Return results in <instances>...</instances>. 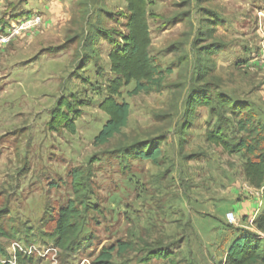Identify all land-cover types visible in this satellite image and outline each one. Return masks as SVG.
Here are the masks:
<instances>
[{
	"label": "rangeland",
	"instance_id": "374dc122",
	"mask_svg": "<svg viewBox=\"0 0 264 264\" xmlns=\"http://www.w3.org/2000/svg\"><path fill=\"white\" fill-rule=\"evenodd\" d=\"M126 6L0 0V227L16 236L0 234V246L10 258L20 250L26 264H92L121 241L133 246L115 249L112 264H226L238 237L264 245V186L246 180L243 151L206 139L220 123L230 137L264 138V0H148L161 83L148 93L122 87L127 125L95 144ZM154 147L156 161L135 157ZM76 168L89 173L92 208L64 252L47 219L72 200L79 207ZM158 242L167 257L142 259Z\"/></svg>",
	"mask_w": 264,
	"mask_h": 264
},
{
	"label": "trees",
	"instance_id": "16d2710c",
	"mask_svg": "<svg viewBox=\"0 0 264 264\" xmlns=\"http://www.w3.org/2000/svg\"><path fill=\"white\" fill-rule=\"evenodd\" d=\"M125 1L128 12L127 34L123 36V44L116 45L108 53L110 70L114 77L108 83V95L99 104V108L106 113L108 118L95 136V144L106 143L127 125L130 106L125 101L116 100V97L121 94L122 87L134 82L130 94H137L140 91L148 93L158 86L162 79V71L149 53L151 35L147 20L148 0ZM223 125L220 123L213 131H208L206 139L210 143L221 146L228 153L243 151L246 157L243 163L246 180L256 189L263 187L264 138H250L249 135L245 138L230 137L228 130ZM64 127L72 133L75 131L73 122H66ZM239 129L247 131L244 124H240ZM159 153V149L154 147L138 151L135 157L156 161ZM72 173L73 192L74 196L79 198V207L72 200L47 219V222L53 225L49 233L51 242L58 250L64 252L70 251L76 246L77 240L84 230L85 221L82 218V213L92 208L85 201L90 193L89 173H86V170L82 168H76ZM256 226L264 232V212L256 221ZM0 234L5 239L16 238L12 232L8 233L1 227ZM132 246L130 242L119 241L116 246L103 248L92 264H112V252L115 249H117L118 254H121ZM147 254L148 256L142 259L150 261L156 257H167L161 242H158ZM14 255V263L7 261L10 259V255L0 246V264H26V254L16 250ZM225 263L264 264V245H262L260 238L253 236L238 237L228 248Z\"/></svg>",
	"mask_w": 264,
	"mask_h": 264
},
{
	"label": "built area",
	"instance_id": "2783aa9c",
	"mask_svg": "<svg viewBox=\"0 0 264 264\" xmlns=\"http://www.w3.org/2000/svg\"><path fill=\"white\" fill-rule=\"evenodd\" d=\"M228 220H230L231 222L234 221L232 214H229V215H228ZM7 261H9V262H11V263H14V262H15V255H14L13 257H11V258H10L9 260H7Z\"/></svg>",
	"mask_w": 264,
	"mask_h": 264
}]
</instances>
